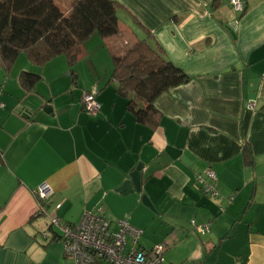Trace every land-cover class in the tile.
Wrapping results in <instances>:
<instances>
[{
	"label": "crops",
	"instance_id": "0c3cea01",
	"mask_svg": "<svg viewBox=\"0 0 264 264\" xmlns=\"http://www.w3.org/2000/svg\"><path fill=\"white\" fill-rule=\"evenodd\" d=\"M116 1L121 27L190 79L155 99L151 126L128 109L98 34L73 71L64 55L0 65V264H74L36 214L43 181L63 222L91 211L111 229L118 219L142 229L127 250L163 243L165 264H264V0H241L242 11L230 0ZM23 71L40 75L30 89ZM89 91L95 116L82 107ZM206 167L217 197L195 183Z\"/></svg>",
	"mask_w": 264,
	"mask_h": 264
},
{
	"label": "trees",
	"instance_id": "16d2710c",
	"mask_svg": "<svg viewBox=\"0 0 264 264\" xmlns=\"http://www.w3.org/2000/svg\"><path fill=\"white\" fill-rule=\"evenodd\" d=\"M60 7L56 0H0V65L8 69L20 53L35 66L64 55L73 71L85 41L98 34L111 56V77L129 96L128 109L137 121L155 126L161 116L155 99L190 77L160 48L121 27L116 0H71L67 12ZM39 78L23 71L19 81L30 89Z\"/></svg>",
	"mask_w": 264,
	"mask_h": 264
},
{
	"label": "built area",
	"instance_id": "2783aa9c",
	"mask_svg": "<svg viewBox=\"0 0 264 264\" xmlns=\"http://www.w3.org/2000/svg\"><path fill=\"white\" fill-rule=\"evenodd\" d=\"M230 6L237 11L243 10L241 0H230ZM81 102L89 115L95 116L99 112L100 103L94 91L84 92ZM246 106L253 108L254 104L248 102ZM195 181L204 194L211 197L219 195L216 189L217 176L212 168L206 167L196 174ZM34 194L37 199L36 214L48 218L49 226L56 231L64 253L74 264H91L99 259L108 264H165L163 243H156L148 250L137 246L126 249L129 239L136 243L142 234V229L132 226L128 221L118 219L115 229H111L108 220L100 212L84 211L77 223H66L48 214L47 202L53 194V188L47 181L41 182ZM194 226L199 233L209 229L208 224Z\"/></svg>",
	"mask_w": 264,
	"mask_h": 264
},
{
	"label": "rangeland",
	"instance_id": "374dc122",
	"mask_svg": "<svg viewBox=\"0 0 264 264\" xmlns=\"http://www.w3.org/2000/svg\"><path fill=\"white\" fill-rule=\"evenodd\" d=\"M56 1L61 6L60 8L62 9L63 12L68 11L69 1L71 2V0H56Z\"/></svg>",
	"mask_w": 264,
	"mask_h": 264
}]
</instances>
